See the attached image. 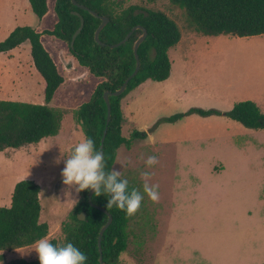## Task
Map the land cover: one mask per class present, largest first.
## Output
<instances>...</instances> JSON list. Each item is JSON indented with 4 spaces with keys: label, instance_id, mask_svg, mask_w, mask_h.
<instances>
[{
    "label": "rangeland",
    "instance_id": "rangeland-1",
    "mask_svg": "<svg viewBox=\"0 0 264 264\" xmlns=\"http://www.w3.org/2000/svg\"><path fill=\"white\" fill-rule=\"evenodd\" d=\"M124 1L165 12L177 23L181 38L168 52L171 92L145 87L132 105L133 117L124 108L129 121L125 119L123 135L136 128L146 137L134 139L131 148L120 147L113 166L143 195L126 227L128 244L120 264H264V257L239 260L230 254L220 234L228 224L256 221L264 239V128L237 120L230 126L232 118L224 114L163 120L191 107L227 111L235 102L264 92V33L203 35L187 28L185 8L170 0ZM17 2L22 11L11 12L8 0H0V41L18 26L42 29L55 21L54 12L39 21L30 6ZM42 39L65 76L50 102L64 111L61 126L54 136L0 151V206H10L17 181L35 180L40 185V220L48 223L45 238L50 240L62 238L61 224L79 199L75 186L63 183L61 170L84 135L75 112L98 79L75 63L66 44L48 35ZM0 99L45 102L28 42L0 54ZM151 155L157 163L148 167L145 160ZM144 172L152 173L149 184L158 185L155 201L143 193ZM34 247L0 254L6 260L35 259Z\"/></svg>",
    "mask_w": 264,
    "mask_h": 264
},
{
    "label": "trees",
    "instance_id": "trees-1",
    "mask_svg": "<svg viewBox=\"0 0 264 264\" xmlns=\"http://www.w3.org/2000/svg\"><path fill=\"white\" fill-rule=\"evenodd\" d=\"M153 2L156 0H147ZM185 8L187 28L203 35L251 36L264 33V0H170ZM40 21L51 12L55 21L51 26L38 29L34 26H18L0 41V53H6L22 43L30 44L31 62L41 77L44 103L0 99V151L19 148L36 143L42 138L58 133L64 111L50 105L57 89L65 82V76L43 39L48 35L66 44L68 54L75 63L94 75L98 81L88 100L76 110V119L84 135L93 139L96 150L100 151L101 138L105 126L107 132L103 142L106 171H111L120 146L131 148L134 139L146 137L144 131L134 128L128 136L122 128L126 121L122 109L123 98L142 82L165 80L171 71L168 51L175 46L181 31L177 23L165 12L144 8L137 4H126L124 0H28ZM136 9H145L148 14H134ZM77 11L84 19V25L77 34L73 46L71 39L80 24ZM96 12L98 16L92 14ZM100 16H107L108 23L101 29L99 44L94 33L101 23ZM136 25L147 31L146 38L138 47L140 68L128 81L119 95H109L111 104L110 120L107 124V106L103 99L105 91L118 89L134 71V43L142 34L135 29L126 42L111 47L122 40ZM202 116L224 114L249 128H264V111L250 99L235 102L231 109L221 111L216 108L191 107L185 112H177L163 120L175 121L188 114ZM135 188L129 182V189ZM136 189V188H135ZM90 189L79 191V199L74 204L68 218L61 224L62 238H51L53 244L72 242L88 259L86 264H120V255L126 250L128 234L126 227L133 215L128 216L115 206L107 208V197L92 195V202L104 207L112 214V221L105 229L102 239V262L99 260L98 235L107 221V215L91 206L88 201ZM40 185L33 179H21L14 185L9 207L0 206V251L13 250L35 244L48 235L49 226L40 220ZM85 212V218L78 215ZM2 264H39L38 258H15L6 260L0 254Z\"/></svg>",
    "mask_w": 264,
    "mask_h": 264
},
{
    "label": "clouds",
    "instance_id": "clouds-1",
    "mask_svg": "<svg viewBox=\"0 0 264 264\" xmlns=\"http://www.w3.org/2000/svg\"><path fill=\"white\" fill-rule=\"evenodd\" d=\"M157 163L155 155L148 156L145 164L151 167ZM152 173H142L143 193L153 201L157 200L158 185L149 184ZM65 185L75 186L77 192L94 190L95 196L103 194L107 197L106 207L115 206L131 216L141 206L143 195L135 188L129 189V181L121 171H106L104 155L96 150L92 138L82 135L72 148L70 155L64 159L61 170ZM38 255L39 264H86L87 255L72 242L53 244L47 238H41L33 248Z\"/></svg>",
    "mask_w": 264,
    "mask_h": 264
},
{
    "label": "crops",
    "instance_id": "crops-1",
    "mask_svg": "<svg viewBox=\"0 0 264 264\" xmlns=\"http://www.w3.org/2000/svg\"><path fill=\"white\" fill-rule=\"evenodd\" d=\"M17 1L18 0H8L9 4L11 5V9H10L11 12L22 11V10H20L21 7L18 6ZM23 2L27 6V9H28V7L30 6L28 0H23ZM44 19H42L40 21H43ZM221 35H224V34H221ZM227 35H229V34H227ZM258 35H261V34H258ZM242 37H244V36H242ZM6 53H8V52H6ZM0 54H5V53H0ZM170 74H171V71H170ZM170 74H169V76H170ZM168 77L165 80L154 81V82H153V80L148 79V80L142 82L141 84H139L137 87H135L129 93H127V95L122 100L123 112H124V108L126 107V110L129 112L130 117H133V113L131 111L132 105L137 100L138 94L143 92L145 87H150L153 89H159V91H161V92H165V91L171 92L172 82H170L168 80L169 79ZM246 99H251V100L255 101L259 105L261 110L264 111V92H262V90H261V92L256 93L255 95L247 97ZM124 116H125V113H124ZM125 118L127 119V121H129V119L126 116H125ZM223 119H225V118H223ZM226 119H228V118H226ZM233 121H235V120H233V119L229 120L230 126L236 125V123ZM134 124L135 123H133V121H132L131 125L133 127H134ZM234 143H235V141H233V144ZM120 147H123V146H120ZM118 149H117V153H118ZM117 153H116V157H117ZM116 157H115V160H116ZM115 160H114V163H115ZM114 163H113V166H114ZM113 166H112V169H113ZM220 234H221V236H225V238H224L225 247L230 246L229 248H227V250L230 251V254H236V258H238L239 260H243V259L251 260V259H259L260 257H264V254L261 252L262 248L264 247V239L259 238V236H258V223L256 221H240V222H235L233 224H228V227L224 226V228ZM227 240H229L231 242L226 245Z\"/></svg>",
    "mask_w": 264,
    "mask_h": 264
},
{
    "label": "water",
    "instance_id": "water-1",
    "mask_svg": "<svg viewBox=\"0 0 264 264\" xmlns=\"http://www.w3.org/2000/svg\"><path fill=\"white\" fill-rule=\"evenodd\" d=\"M72 2L74 4H76V0H72ZM139 13H143L144 15H147L148 12L145 10V9H136L134 11V14H139ZM73 14L79 16L80 18V24L78 26V28L75 30V32L73 33V36H72V39H71V46H73L74 44V40L77 36V34L81 31V29L83 28V25H84V19H83V16H81L77 11H73ZM92 14H94L95 16H98V14L94 11H92ZM101 18V23L99 24V26L97 27V29L95 30V33H94V38L96 40V42H98L99 44H102L103 45V42L99 39V33L101 31V29L108 23L109 21V18L107 16H100ZM137 28H140L142 29V34L137 38V40L135 41L134 43V48H133V52H134V57H135V60H136V65H135V69L134 71L124 80V82L121 84V86L114 90V91H105L103 93V99L106 103V106H107V119H106V122L108 124L109 120H110V113H111V104H110V100H109V95H119L121 94L127 84H128V81L138 72L139 68H140V58H139V54H138V47L140 45V43L146 38V35H147V31L144 27H142L141 25H136L132 28L131 31H129L127 33V35L122 39L120 40L119 42L117 43H114L111 45V47H116L124 42L127 41V39L130 37V35L132 34V32L137 29ZM106 132H107V125L105 126L104 128V131H103V135H102V138H101V145H100V152L103 154V142H104V139H105V135H106ZM94 193V190H89L88 192V201H89V204L91 206H94L95 208L101 210L102 212H104L106 215H107V221L105 222V224L100 228V231H99V235H98V248H99V260L100 262H102V246H101V239H102V235L105 231V229L109 226V224L111 223L112 221V214L107 211L104 207L100 206V205H96L92 202V195ZM78 218L80 220H83L85 218V212H82L78 215Z\"/></svg>",
    "mask_w": 264,
    "mask_h": 264
},
{
    "label": "bare ground",
    "instance_id": "bare-ground-1",
    "mask_svg": "<svg viewBox=\"0 0 264 264\" xmlns=\"http://www.w3.org/2000/svg\"><path fill=\"white\" fill-rule=\"evenodd\" d=\"M248 52V51H247Z\"/></svg>",
    "mask_w": 264,
    "mask_h": 264
}]
</instances>
